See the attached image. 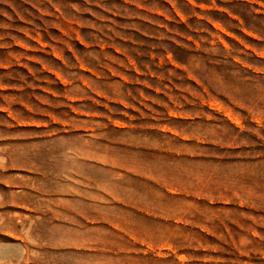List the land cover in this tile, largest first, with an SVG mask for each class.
<instances>
[{"label": "rangeland", "instance_id": "obj_1", "mask_svg": "<svg viewBox=\"0 0 264 264\" xmlns=\"http://www.w3.org/2000/svg\"><path fill=\"white\" fill-rule=\"evenodd\" d=\"M0 264H264V0H0Z\"/></svg>", "mask_w": 264, "mask_h": 264}]
</instances>
